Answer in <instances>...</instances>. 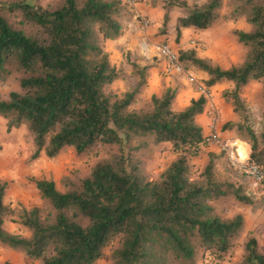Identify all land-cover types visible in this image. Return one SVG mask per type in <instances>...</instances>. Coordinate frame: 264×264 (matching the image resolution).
<instances>
[{
	"label": "trees",
	"instance_id": "1",
	"mask_svg": "<svg viewBox=\"0 0 264 264\" xmlns=\"http://www.w3.org/2000/svg\"><path fill=\"white\" fill-rule=\"evenodd\" d=\"M225 4L165 0L164 21L172 8L185 10L177 39L183 29L206 31L222 20L249 25L235 30L246 49L241 63L226 69L195 50L180 52V60L187 72L207 75V89L234 85L223 98L242 121L223 129L248 143L251 160L264 168V151L241 95L255 81L263 84L264 95V0H231L228 13ZM129 6L125 0H59L48 7L0 0V84L19 85L0 98V117L9 131L27 128L31 160L42 154L54 159L68 148L79 157L116 149L88 174L63 177L62 188L54 180L35 179L41 205L7 203L9 184L0 178V245L36 264H98L109 250L112 264H197L207 254L220 261L235 252L245 233L244 216L224 217L219 206L230 199L250 205L251 198L217 178L216 156L198 174L193 169L205 139L198 117L207 108L206 95L178 109V88L169 87L140 106L150 66L130 54V71L112 61L107 42L126 34L135 16ZM128 77L137 84L123 92L112 88ZM167 146L176 158L153 180L139 155ZM233 264H264L253 233Z\"/></svg>",
	"mask_w": 264,
	"mask_h": 264
},
{
	"label": "rangeland",
	"instance_id": "2",
	"mask_svg": "<svg viewBox=\"0 0 264 264\" xmlns=\"http://www.w3.org/2000/svg\"><path fill=\"white\" fill-rule=\"evenodd\" d=\"M1 1L14 2L21 0ZM30 1L38 3L43 7H48L59 0ZM186 1L192 5L194 3L202 4L206 0ZM230 1L231 0H225L226 4L224 13H228ZM125 2L130 5L129 7L131 8V12L135 16L138 14L135 6L136 4L139 7L153 10V16L143 15L138 18L141 22L139 30H136L131 25L133 21H138L137 18L135 19V16L133 20L127 23V32L131 30L130 33L134 35L132 37H136L137 39L139 38L137 43L138 49H142L140 45L144 42L149 52L152 51L153 55L148 61H151L153 64L160 62L157 58L158 56H155L154 46L163 43L169 44L179 55L182 51L195 50L200 57L209 58L216 64H219L226 69L241 63L244 59L246 49L238 41L235 34V30H249V25L244 19L238 21L222 20L216 26L206 31H195L194 29H191L190 34L187 33L188 35H184L182 33L180 39H177L178 19L185 16V10L183 8H172V10H170V20L165 25V0H133L132 3L125 0ZM142 18L148 20V26L146 28L143 26ZM138 31H142V36H136ZM133 39L134 38H129V41ZM115 50H117V48H115ZM114 54L115 52L113 49L112 55ZM116 54L117 57L114 55L113 60L121 62L120 67L122 66L126 68L127 71L131 70L127 61V55L130 54L131 59L135 61H143L145 59L144 57L140 58L142 55H139L137 51L133 54L131 51L124 50L123 55H120L119 52H116ZM116 64L119 65L118 63ZM141 65H143V63H141ZM188 72L194 76L198 83L195 84L190 82L189 77L185 75L170 74V76L175 77V81L180 84L186 81L193 86L196 85L197 88H199V83L204 85L203 80L200 79V75L197 74L200 71L193 70ZM136 84V78L128 77L125 81L116 82L112 88L118 92H123ZM214 87L217 89L216 94L213 96L214 98H218L220 104L214 103L213 97L210 96L208 97V101L212 105L211 110L214 109L218 113L217 126L221 135L223 137L226 136L224 138L236 139L240 141L239 143L244 142L248 148H250L251 159V146L241 140L235 131H226L223 129V126L227 123L239 124L242 121L239 115L234 112V108L231 103H228L223 98L224 91L233 90L234 85L226 82ZM18 89V83L14 81L6 84H0V98H6L11 91ZM241 95L247 108L248 123L255 130L260 139L261 148L264 151L263 84L256 81L252 82L243 90ZM151 97L152 96L144 90L140 96L139 105L142 106L146 104ZM180 106L182 107V105ZM176 107L181 109L178 105H176ZM209 116L210 123L205 136L210 132V126L213 119L212 113H210ZM7 124L8 121L0 117V178L7 181L9 184L6 197L7 203L20 202L27 207L41 205L42 199L34 183L35 179H51L57 182L58 186L62 188L60 182L63 177L68 176L75 171L80 172V176L88 174L92 165H94L100 158H108L111 151L116 150L109 148L103 149L99 157L93 154L79 157L72 148H68L54 159H50L45 154H42L39 159L32 161L31 156L34 151V146L32 137L30 136L27 128L23 126L9 131ZM223 132L226 134L224 135ZM238 146L241 158L245 159V151L243 150L244 145L238 144ZM210 155L216 156L215 162L217 178L221 181L229 182L235 184L237 187H241L242 192L251 198L252 204L242 205L233 199H230L219 206V211L224 217H233L237 214H242L244 216L246 222L245 233L241 237L239 246L233 254L228 255L220 261L216 260L210 254L205 256L201 255L197 264H233L241 259L243 255L244 242L246 241L249 233H253L257 237L260 247L264 249V188L256 185L255 182L249 179L246 175L232 168L225 153L215 146H207L203 144L200 154L193 158L192 165L196 174H198L206 165ZM139 156L144 161L146 170L153 180H156L166 167L176 158V155L172 153L170 146L161 147L146 155L140 154ZM7 228L11 232L19 231V227L16 225H8ZM110 254L111 251L109 250L106 257L98 264H112ZM5 262H10L11 264H36L28 259L23 253L13 251L0 245V263Z\"/></svg>",
	"mask_w": 264,
	"mask_h": 264
},
{
	"label": "crops",
	"instance_id": "3",
	"mask_svg": "<svg viewBox=\"0 0 264 264\" xmlns=\"http://www.w3.org/2000/svg\"><path fill=\"white\" fill-rule=\"evenodd\" d=\"M138 14L135 16V19L137 18V22L133 21L132 22V26L136 29L139 30L140 26H141V22L139 21V17H142L143 15H154V13L152 12V9L149 8H143V7H139L137 6V4L135 5ZM141 13V14H139ZM191 29H184L182 31V33L184 35H188L191 32ZM131 30H129L127 32V34H125L121 39L116 40V41H108L107 42V51L109 52L112 61L116 64L118 63L120 66L121 62H117V60H113L114 55L117 57L116 52H119L120 55H123V51H131L133 54L137 53L139 55H142L140 58H145L143 61L139 60L137 61L139 64L143 63V65H150V69H149V79H148V86L145 88V91L147 93H149L151 96L156 94V95H161L165 89L169 88V87H176L178 88L179 91V95L177 97V102L176 105H178L181 109L187 107L192 99H196L199 98L201 95H206V97L208 98L213 97V101L214 103H219L218 98H214L213 95L216 94V87H213L211 89H207L203 84L199 83L200 86L199 88L191 84H189L188 82L184 81L183 83H178L175 81V77H171L170 74L167 71V63L165 62L164 59L157 57L158 55L155 52V56L159 59V63L153 64L151 61H148L151 59L152 57V51L149 52L148 48L146 47V44L143 42L141 43L140 47H142V49L140 48V50L137 47V43H138V39L136 37H132L134 36L132 33H130ZM188 33V34H187ZM142 36V31H138V33L136 34L137 37ZM129 38H134L133 40L129 41ZM137 39V40H136ZM140 44V43H139ZM115 48H117V50H115ZM114 52L115 54L112 55V52ZM122 53V54H121ZM141 53V54H140ZM122 59V56H121ZM137 59V58H136ZM117 65V64H116ZM191 74V73H190ZM197 74L200 75V79L202 80H206L207 79V75L203 72H198ZM202 88L205 90L203 91ZM182 105V107L180 106ZM225 105V104H224ZM223 105V108H224ZM211 104L208 101V105L207 108L205 110V112L200 115L198 117V122L201 124V126L203 127L205 134L208 131V126L210 123V116L209 114L212 113L213 110H211ZM231 119V118H230ZM233 120V119H232ZM223 134L225 135L226 133L223 132ZM226 137V136H224ZM239 144H243L244 145V151H245V159L246 158H250V148H248V146L244 143L241 142ZM240 152V151H239Z\"/></svg>",
	"mask_w": 264,
	"mask_h": 264
},
{
	"label": "built area",
	"instance_id": "4",
	"mask_svg": "<svg viewBox=\"0 0 264 264\" xmlns=\"http://www.w3.org/2000/svg\"><path fill=\"white\" fill-rule=\"evenodd\" d=\"M132 3L133 0H127ZM143 19V18H142ZM143 26H148V20L143 19ZM154 51L158 57L165 60L167 63V71L169 74H179L189 77L190 82L198 83L192 74L187 72L180 60V55L169 45L159 44L154 46ZM200 86V84H199ZM203 91H205L202 88ZM212 123L210 126V132L205 136L204 145L215 146L225 153L230 166L235 170H238L242 174L246 175L249 179L253 180L256 185L264 188V168L252 161L250 158L242 159L238 152V144L240 141L236 139L224 138L217 126L218 113L213 109L212 111Z\"/></svg>",
	"mask_w": 264,
	"mask_h": 264
},
{
	"label": "bare ground",
	"instance_id": "5",
	"mask_svg": "<svg viewBox=\"0 0 264 264\" xmlns=\"http://www.w3.org/2000/svg\"><path fill=\"white\" fill-rule=\"evenodd\" d=\"M239 147V146H238ZM240 150L238 149V152H239ZM239 155H240V153H239ZM243 159V158H242Z\"/></svg>",
	"mask_w": 264,
	"mask_h": 264
}]
</instances>
